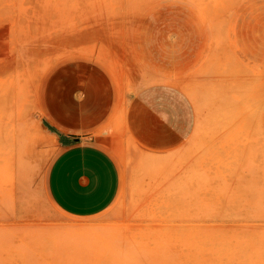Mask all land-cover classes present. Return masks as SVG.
I'll return each mask as SVG.
<instances>
[{"label": "rangeland", "instance_id": "374dc122", "mask_svg": "<svg viewBox=\"0 0 264 264\" xmlns=\"http://www.w3.org/2000/svg\"><path fill=\"white\" fill-rule=\"evenodd\" d=\"M126 1L108 17L123 30L77 31L0 0V264H264V0ZM28 21L38 29H12ZM73 57L126 84H175L197 112L174 173L128 141L119 196L84 221L45 189L58 143L41 89Z\"/></svg>", "mask_w": 264, "mask_h": 264}, {"label": "crops", "instance_id": "0c3cea01", "mask_svg": "<svg viewBox=\"0 0 264 264\" xmlns=\"http://www.w3.org/2000/svg\"><path fill=\"white\" fill-rule=\"evenodd\" d=\"M126 2L14 0L12 14L61 15L65 20L61 30H123L122 25L111 27L108 17L125 14ZM46 20L43 29L48 30ZM35 24L18 22L12 29L37 30ZM95 24L107 26L94 28ZM117 78L85 57L63 60L45 75L41 120L58 143L47 167L45 189L70 219H90L117 199L128 141L155 157L158 174L168 168L174 173L195 136L196 107L182 88L166 81L126 84Z\"/></svg>", "mask_w": 264, "mask_h": 264}]
</instances>
